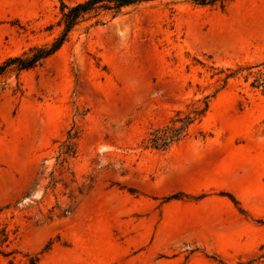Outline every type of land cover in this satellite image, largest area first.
<instances>
[{
  "label": "rangeland",
  "instance_id": "obj_1",
  "mask_svg": "<svg viewBox=\"0 0 264 264\" xmlns=\"http://www.w3.org/2000/svg\"><path fill=\"white\" fill-rule=\"evenodd\" d=\"M102 14L0 77V223L15 232L0 264H264L259 91L230 79L184 141L141 144L222 85L210 67L264 61V0ZM58 19V0H0V64L51 42ZM69 131L76 157L61 168Z\"/></svg>",
  "mask_w": 264,
  "mask_h": 264
},
{
  "label": "trees",
  "instance_id": "obj_2",
  "mask_svg": "<svg viewBox=\"0 0 264 264\" xmlns=\"http://www.w3.org/2000/svg\"><path fill=\"white\" fill-rule=\"evenodd\" d=\"M156 0H85L73 5H68L64 0L59 2V19L55 26L59 29L58 34L51 42L39 46H32L21 55L5 59L0 64V77L7 73H16L33 69L43 61L47 60L69 40L71 33L81 23L95 19L99 23L103 14H110L112 18L121 14L122 10L141 3L152 2ZM199 6H225L226 3L234 0H189ZM54 25H51L50 30ZM212 77L218 76L222 85L210 96L203 97L202 100H193L183 109H178L172 117L162 126L152 129L142 140L141 144L144 149L164 151L184 141L188 137L191 126L199 124L208 112L211 99L221 91L230 79L241 78L243 82L248 83L252 90L259 91L264 96V61L257 65H242L236 68H213ZM221 77V78H220ZM76 139L77 134L67 133L66 140L60 145V154L62 156L59 165L62 168L69 159L76 157ZM56 183V182H55ZM54 183V184H55ZM228 198L238 204L236 199L227 194ZM202 195L199 198H204ZM168 199H178L176 195ZM264 224V223H263ZM11 232L7 223H0V254L8 257L15 251H6L9 247ZM39 257L36 256L29 264H36ZM12 264V263H11Z\"/></svg>",
  "mask_w": 264,
  "mask_h": 264
}]
</instances>
